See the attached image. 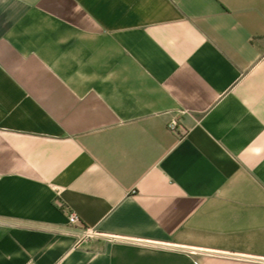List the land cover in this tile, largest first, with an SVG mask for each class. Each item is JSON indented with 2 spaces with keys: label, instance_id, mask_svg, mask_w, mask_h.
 I'll return each instance as SVG.
<instances>
[{
  "label": "crops",
  "instance_id": "obj_1",
  "mask_svg": "<svg viewBox=\"0 0 264 264\" xmlns=\"http://www.w3.org/2000/svg\"><path fill=\"white\" fill-rule=\"evenodd\" d=\"M0 264H264V0H0Z\"/></svg>",
  "mask_w": 264,
  "mask_h": 264
},
{
  "label": "built area",
  "instance_id": "obj_2",
  "mask_svg": "<svg viewBox=\"0 0 264 264\" xmlns=\"http://www.w3.org/2000/svg\"><path fill=\"white\" fill-rule=\"evenodd\" d=\"M168 128L179 137H183L186 133V130H184L182 126H180L179 120L177 118L171 120L168 123ZM68 221L70 224V228L72 227V229L78 232V239L80 242L95 235V231L90 227L84 226L81 223L78 215H76L75 213H70L68 215Z\"/></svg>",
  "mask_w": 264,
  "mask_h": 264
}]
</instances>
